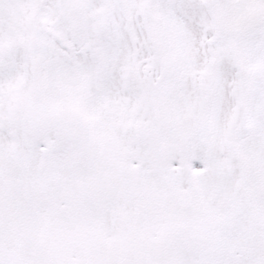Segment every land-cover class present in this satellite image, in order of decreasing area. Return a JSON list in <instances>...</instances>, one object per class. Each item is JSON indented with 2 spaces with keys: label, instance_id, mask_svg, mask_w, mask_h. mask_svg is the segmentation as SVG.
Returning a JSON list of instances; mask_svg holds the SVG:
<instances>
[{
  "label": "snow or ice",
  "instance_id": "snow-or-ice-1",
  "mask_svg": "<svg viewBox=\"0 0 264 264\" xmlns=\"http://www.w3.org/2000/svg\"><path fill=\"white\" fill-rule=\"evenodd\" d=\"M0 264H264V0H0Z\"/></svg>",
  "mask_w": 264,
  "mask_h": 264
}]
</instances>
